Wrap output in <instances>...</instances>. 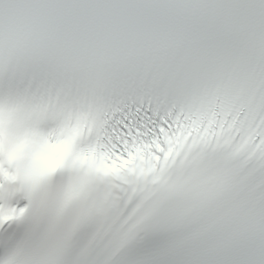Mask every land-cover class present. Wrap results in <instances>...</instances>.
<instances>
[{
  "label": "snow or ice",
  "instance_id": "snow-or-ice-1",
  "mask_svg": "<svg viewBox=\"0 0 264 264\" xmlns=\"http://www.w3.org/2000/svg\"><path fill=\"white\" fill-rule=\"evenodd\" d=\"M0 264H264V0H0Z\"/></svg>",
  "mask_w": 264,
  "mask_h": 264
},
{
  "label": "clouds",
  "instance_id": "clouds-1",
  "mask_svg": "<svg viewBox=\"0 0 264 264\" xmlns=\"http://www.w3.org/2000/svg\"><path fill=\"white\" fill-rule=\"evenodd\" d=\"M24 145H18L14 150H12L8 155L10 159L17 158L23 151ZM70 145L68 142H64L62 144L46 147L39 151L33 161V169L32 172L35 175H39L47 168H50L55 163L59 161V159L66 153L69 149Z\"/></svg>",
  "mask_w": 264,
  "mask_h": 264
}]
</instances>
